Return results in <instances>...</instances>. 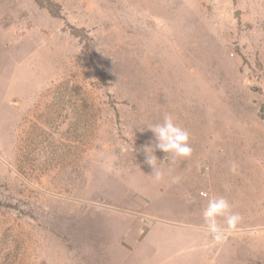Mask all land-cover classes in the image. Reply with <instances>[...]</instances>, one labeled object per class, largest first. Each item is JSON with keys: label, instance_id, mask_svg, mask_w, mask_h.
Segmentation results:
<instances>
[{"label": "rangeland", "instance_id": "rangeland-1", "mask_svg": "<svg viewBox=\"0 0 264 264\" xmlns=\"http://www.w3.org/2000/svg\"><path fill=\"white\" fill-rule=\"evenodd\" d=\"M41 2L0 0V264H264V0Z\"/></svg>", "mask_w": 264, "mask_h": 264}, {"label": "clouds", "instance_id": "clouds-1", "mask_svg": "<svg viewBox=\"0 0 264 264\" xmlns=\"http://www.w3.org/2000/svg\"><path fill=\"white\" fill-rule=\"evenodd\" d=\"M147 128L153 133L155 144L154 147L150 145L144 147L146 163L153 168L152 175L155 179L160 180L163 173L157 170V158L154 152L160 150L166 154H172L174 157H190L192 153L189 144L190 134L174 122L171 114H165L162 122L152 124ZM230 171H236L235 162L232 163ZM202 216L205 221V230L215 241L222 240L226 232L234 230L242 220L239 213L232 211V205L224 196L209 198L207 206L202 211Z\"/></svg>", "mask_w": 264, "mask_h": 264}, {"label": "trees", "instance_id": "trees-1", "mask_svg": "<svg viewBox=\"0 0 264 264\" xmlns=\"http://www.w3.org/2000/svg\"><path fill=\"white\" fill-rule=\"evenodd\" d=\"M40 6H42L43 4H42V0H35ZM51 14L53 15V16H58L59 15V12H57V11H53V10H51Z\"/></svg>", "mask_w": 264, "mask_h": 264}]
</instances>
